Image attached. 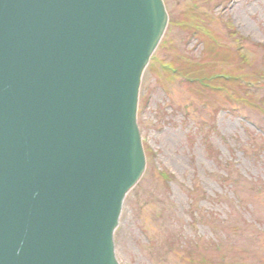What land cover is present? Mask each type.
Returning <instances> with one entry per match:
<instances>
[{"label":"water","instance_id":"95a60500","mask_svg":"<svg viewBox=\"0 0 264 264\" xmlns=\"http://www.w3.org/2000/svg\"><path fill=\"white\" fill-rule=\"evenodd\" d=\"M166 23L161 0H0V264H118Z\"/></svg>","mask_w":264,"mask_h":264},{"label":"rangeland","instance_id":"374dc122","mask_svg":"<svg viewBox=\"0 0 264 264\" xmlns=\"http://www.w3.org/2000/svg\"><path fill=\"white\" fill-rule=\"evenodd\" d=\"M165 2L167 30L141 89L147 167L127 197L116 257L264 264V0ZM217 74L233 80L207 89L203 78Z\"/></svg>","mask_w":264,"mask_h":264}]
</instances>
